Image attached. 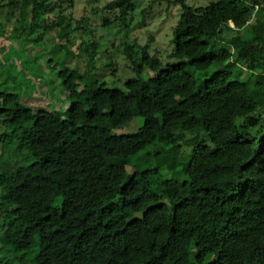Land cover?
Segmentation results:
<instances>
[{"label": "trees", "instance_id": "1", "mask_svg": "<svg viewBox=\"0 0 264 264\" xmlns=\"http://www.w3.org/2000/svg\"><path fill=\"white\" fill-rule=\"evenodd\" d=\"M139 1L106 4L104 28ZM161 4L180 7L176 63L149 34L123 42V91L92 79L100 45H77L74 0H0L20 46L54 35L46 67L71 102L63 118L0 91V264H264V0Z\"/></svg>", "mask_w": 264, "mask_h": 264}, {"label": "rangeland", "instance_id": "2", "mask_svg": "<svg viewBox=\"0 0 264 264\" xmlns=\"http://www.w3.org/2000/svg\"><path fill=\"white\" fill-rule=\"evenodd\" d=\"M111 1L113 0H74L75 8L72 12L75 18L77 20L84 18L88 23L87 29L77 32L74 38L77 45L84 41H97L100 45L96 63L98 71H92V73L95 72L92 79L105 83L107 87L126 91V82L134 78L135 74L130 71L126 57L123 55L122 43L139 41L144 44L146 34H149L154 37L152 48L159 58L166 64L169 61L172 64L176 63V61L168 59L167 56L174 48L172 33L179 20L180 7L168 9L166 5L161 4L148 9L150 0H141L138 2V8L133 13L128 28L105 29L103 10L106 4ZM211 1L188 0V4L191 7H201L208 5ZM145 10L148 11L144 14ZM231 26L233 27V24ZM231 35L225 33L224 39L228 40L227 38H230ZM53 36V34H48L38 47L34 44L23 47L14 40L11 31L0 30V91L17 93L21 102L31 109L45 108L66 118L71 106L70 99L63 91L54 70L46 67L47 61L53 56L52 51L55 45ZM72 51L75 56L67 61V66L88 73L84 53H80L76 47H72ZM36 53H40V56L33 61ZM111 63L115 66L107 67ZM148 74L150 75L149 72ZM195 76H198V73H195ZM143 124L144 119L137 117L114 133L119 135L135 134ZM2 132L3 130L0 131V134ZM186 149L188 150V148ZM1 155L2 142L0 138V158Z\"/></svg>", "mask_w": 264, "mask_h": 264}]
</instances>
